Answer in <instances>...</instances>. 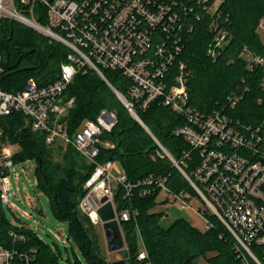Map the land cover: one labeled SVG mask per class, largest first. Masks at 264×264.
<instances>
[{"label":"built area","instance_id":"obj_1","mask_svg":"<svg viewBox=\"0 0 264 264\" xmlns=\"http://www.w3.org/2000/svg\"><path fill=\"white\" fill-rule=\"evenodd\" d=\"M221 2L0 0V23L3 18H9L69 48L53 82L40 83L32 77L23 89L7 90L0 77V210L13 195L10 170L16 164L10 141L5 138L3 119L20 112L25 124L29 120L28 129L42 134L47 145L72 144L87 161L96 163L102 143L100 135L104 130H112L116 114L102 110L96 120H85L71 137L63 118L73 106L74 98L66 99L65 91L80 72L92 69L111 85L104 71L118 70L131 81L129 98L115 89L129 111L140 120L135 105L146 109L152 101L160 100L184 118L185 124L175 133L182 135L191 147L183 152L179 162L161 146L181 170L190 189L174 192L167 186L165 177L150 175L138 183L143 185L141 195L157 193L158 198L164 195L165 203L174 202L181 210L193 209L204 218L206 229L213 226L211 215L217 217L235 238L242 264H252L251 259L254 264H263L253 246L264 247V121L244 125L223 110L206 115L192 106L184 61L179 62L174 81L167 78L169 66L182 51L185 31L193 30L192 18L199 19L202 15L211 18L212 36L207 53L212 59H217L229 44L232 34L225 23L227 19L222 20ZM39 3L46 7L47 24L38 20ZM155 32L161 36L158 43L153 42ZM240 56L250 69L264 67V55L254 54L247 47ZM2 63L0 55V76ZM261 86L264 88V80ZM249 89L243 83L233 90L228 96V106L236 107ZM114 164L111 160L97 163L85 184L88 192L80 201L79 210L94 225L103 223L98 208L109 201L120 226L131 218L128 208L117 210L115 194L123 186L129 195L136 184L123 171H115ZM104 197H107L105 202ZM194 197L201 200L198 209L191 204ZM9 237L10 243L0 240V264H34L36 248L26 250L17 246L18 242L26 241L24 234L11 230ZM140 242L139 259H147L148 252Z\"/></svg>","mask_w":264,"mask_h":264},{"label":"trees","instance_id":"obj_2","mask_svg":"<svg viewBox=\"0 0 264 264\" xmlns=\"http://www.w3.org/2000/svg\"><path fill=\"white\" fill-rule=\"evenodd\" d=\"M219 10L222 20L227 19L225 23L232 34L229 44L217 59H212L207 53L212 36L209 31L211 18L204 15L199 19L192 18L193 30L185 31L182 51L169 66L167 78L174 81L179 62L184 61L192 106L206 115L223 110L244 125L258 124L264 121V88L261 86L264 67L250 69L240 54L247 47L254 54L264 55V42L259 32L264 19V0H222ZM36 13L38 20L47 24L46 7L37 4ZM160 40L161 36L155 32L153 42ZM153 50L150 49V52ZM68 52L65 44L49 39L30 27L15 21L11 24L9 18L1 20L3 72L0 77L2 86L7 90L23 89L32 77L40 83L53 82ZM104 74L112 86L96 71L89 69L78 73L65 91L66 99L74 98L73 106L63 118L71 137L85 120H96L102 110L116 114L112 130H104L100 135L102 143L99 144L96 163L83 158L72 144L66 148L58 146L64 150V160L56 161L53 146L46 144L42 134L26 129L17 139L16 134L25 126L20 112L3 119L5 138L20 144V150L13 156L15 162L36 159L40 188L48 194L55 214L69 221L68 238L82 249L90 264H107L97 237L94 238L88 231L79 214V204L88 192L85 184L96 164L111 160L119 163L128 180L136 184L129 195L123 186H119L115 194L117 210L128 208L131 212L130 220L121 222L126 258L131 264H145L147 261L151 264H191L196 257L207 252H216L209 258L211 264H242L235 249V238L215 216L211 215L213 226L209 229H199L183 217L175 219L167 227L161 224L164 213L155 209L160 203L158 194L141 195L143 185L138 183L153 175L165 177L167 186L174 192L191 188L181 170L161 147L181 162L183 152L191 147L175 130L184 125L185 120L160 100L152 101L146 109L136 104L140 120L137 119L114 90L129 98L130 79L118 70H105ZM243 83L249 86L248 93L236 107L230 108L228 96ZM11 230L24 234L26 238L25 242L17 243L18 247L26 250L36 248L34 264H65L56 249L41 240L33 229L12 226L0 210V240L10 243ZM140 241L148 252L147 259H139ZM253 251L264 264V247L254 245ZM251 263L255 261L251 259ZM75 264L82 263L75 260Z\"/></svg>","mask_w":264,"mask_h":264},{"label":"rangeland","instance_id":"obj_3","mask_svg":"<svg viewBox=\"0 0 264 264\" xmlns=\"http://www.w3.org/2000/svg\"><path fill=\"white\" fill-rule=\"evenodd\" d=\"M259 32L264 42V23L262 25L260 23ZM48 38L52 39L51 37ZM10 144L14 153L20 150L19 143L10 142ZM58 146L60 144L53 146L54 159L62 162L64 150H60ZM114 170L121 171L119 163L114 164ZM10 185L13 195L10 196L9 202L2 204L1 211L12 226H26L33 229L41 240L51 244L56 249L60 260L65 264H73V261L75 264V260L82 264H90L82 249L68 238L69 221L62 220L55 214L48 194L40 188L36 159L26 158L16 162L10 170ZM163 200L164 195H161L158 198L160 203L155 209L164 213L161 220L164 227L169 226L175 219L183 217L199 229L206 228L204 218L193 209L181 210L176 203H161ZM191 204L195 209L202 205L201 200L197 197L193 198ZM79 214L87 224L88 231L94 238L97 237L99 249L105 261L107 264H111L113 259L107 248L103 223L94 225L87 219V216ZM139 246L142 248L141 242H139ZM125 249L115 254V260L126 258Z\"/></svg>","mask_w":264,"mask_h":264},{"label":"water","instance_id":"obj_4","mask_svg":"<svg viewBox=\"0 0 264 264\" xmlns=\"http://www.w3.org/2000/svg\"><path fill=\"white\" fill-rule=\"evenodd\" d=\"M13 20L11 24H13ZM13 30L11 29V33ZM115 90V88H114ZM29 128V120L26 119V124L22 127L16 134L17 139L20 138L22 132ZM107 197L102 199L105 202ZM98 213L103 222V228L106 236V243L108 251L112 254L111 264H131L129 258L115 260V257L118 251H121L126 248V241L122 233L120 223L116 219V211L111 201L105 203L100 208H98Z\"/></svg>","mask_w":264,"mask_h":264},{"label":"crops","instance_id":"obj_5","mask_svg":"<svg viewBox=\"0 0 264 264\" xmlns=\"http://www.w3.org/2000/svg\"><path fill=\"white\" fill-rule=\"evenodd\" d=\"M215 254L216 252H207L205 255L196 257L191 264H211L209 258Z\"/></svg>","mask_w":264,"mask_h":264}]
</instances>
